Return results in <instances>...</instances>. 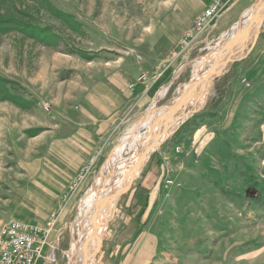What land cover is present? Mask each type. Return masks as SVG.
Here are the masks:
<instances>
[{"label":"rangeland","instance_id":"rangeland-1","mask_svg":"<svg viewBox=\"0 0 264 264\" xmlns=\"http://www.w3.org/2000/svg\"><path fill=\"white\" fill-rule=\"evenodd\" d=\"M210 1L0 0V232L53 214L38 264L68 263L80 199L146 142L93 264H264V17L201 107L164 136L169 116L148 120L264 4L231 0L193 29Z\"/></svg>","mask_w":264,"mask_h":264},{"label":"bare ground","instance_id":"bare-ground-1","mask_svg":"<svg viewBox=\"0 0 264 264\" xmlns=\"http://www.w3.org/2000/svg\"><path fill=\"white\" fill-rule=\"evenodd\" d=\"M258 5L255 6V9L248 11L244 20L241 18L243 20L241 27L237 28L234 25L231 31L225 34L222 41L214 46L213 52L198 63V69L193 72L190 81L184 84L182 91L177 93L178 95L169 104H166L162 110L148 114L151 115L148 120L157 113L169 116L168 127L160 132L159 136L167 135L179 122L201 107L210 93L213 78L222 74L227 69L226 65L240 56L249 44L251 45L259 31L261 19L264 17V4L259 7ZM242 32L246 34V37L242 35ZM143 121H145V117L126 134L135 131L134 129L138 128ZM123 138L113 150L112 161L118 156ZM143 148L144 153L139 155L136 165L132 169L130 168L124 179L117 178L109 183L108 176L98 177L95 185L87 190L80 199L75 218L78 238L71 245L67 264H93L95 262L94 256L100 248L101 238L104 235L112 206L118 196L125 191L126 186L138 175L142 163L151 153L152 145L150 142H146ZM103 219L104 222H102Z\"/></svg>","mask_w":264,"mask_h":264},{"label":"built area","instance_id":"built-area-1","mask_svg":"<svg viewBox=\"0 0 264 264\" xmlns=\"http://www.w3.org/2000/svg\"><path fill=\"white\" fill-rule=\"evenodd\" d=\"M230 1L211 0L195 18L193 29H203ZM193 37V31H188L181 43L186 44ZM52 222L53 214L41 227L21 221L6 225L0 232V264H38L44 257Z\"/></svg>","mask_w":264,"mask_h":264},{"label":"trees","instance_id":"trees-1","mask_svg":"<svg viewBox=\"0 0 264 264\" xmlns=\"http://www.w3.org/2000/svg\"><path fill=\"white\" fill-rule=\"evenodd\" d=\"M146 199V198H145ZM144 199V203H143V206H142V211L140 212V216H141V214L143 213V209H144V207H145V205H146V200Z\"/></svg>","mask_w":264,"mask_h":264},{"label":"water","instance_id":"water-1","mask_svg":"<svg viewBox=\"0 0 264 264\" xmlns=\"http://www.w3.org/2000/svg\"><path fill=\"white\" fill-rule=\"evenodd\" d=\"M259 32H260V31H259ZM259 32H257L256 36L258 35ZM240 34H241V32H240ZM242 35H243L244 37H246V34H243V32H242ZM214 68H216V67H214ZM214 68H213V69H214ZM154 150H155V149H154ZM154 150H153V151H154Z\"/></svg>","mask_w":264,"mask_h":264},{"label":"crops","instance_id":"crops-1","mask_svg":"<svg viewBox=\"0 0 264 264\" xmlns=\"http://www.w3.org/2000/svg\"><path fill=\"white\" fill-rule=\"evenodd\" d=\"M240 7L242 8L241 10H243L246 7V4H242Z\"/></svg>","mask_w":264,"mask_h":264}]
</instances>
